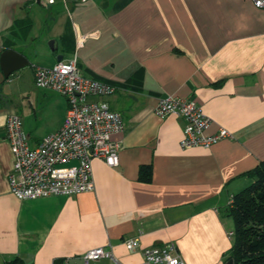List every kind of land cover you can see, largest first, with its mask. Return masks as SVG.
<instances>
[{
    "label": "crops",
    "instance_id": "obj_1",
    "mask_svg": "<svg viewBox=\"0 0 264 264\" xmlns=\"http://www.w3.org/2000/svg\"><path fill=\"white\" fill-rule=\"evenodd\" d=\"M80 36H89L82 47ZM5 49L31 64L8 78L0 65V264H83L98 247L140 264L144 248L170 242L186 264H226L227 209L264 162V8L252 0H0V56ZM59 55L116 87L91 99L122 116L124 131L111 135L120 164L94 157L91 192L19 199L8 180L7 119L21 118L31 145L61 128L67 99L34 82L35 68ZM168 96L194 100L212 119L209 132L230 137L183 148L185 120L155 112ZM128 239L137 240L132 251Z\"/></svg>",
    "mask_w": 264,
    "mask_h": 264
},
{
    "label": "built area",
    "instance_id": "obj_2",
    "mask_svg": "<svg viewBox=\"0 0 264 264\" xmlns=\"http://www.w3.org/2000/svg\"><path fill=\"white\" fill-rule=\"evenodd\" d=\"M57 1L46 0L48 4ZM61 1L67 3L70 0ZM78 1L80 4L88 2ZM252 1L257 8H264V0ZM87 37H78L77 46L82 47ZM34 82L37 87L55 90L67 99L66 118L59 130L31 145L22 130L21 118L16 114L8 117L7 140L14 156L8 174L11 192L19 199H32L93 191L92 159L101 158L112 167L120 164V146L111 141V135L124 131L125 125L121 114L112 110L106 101L91 98L110 95L116 87L83 76L76 57L61 60L52 67H36ZM155 112L160 117L173 113L185 120L184 136L180 142L183 148L209 146L230 137V132L225 129L210 133L212 119L192 99L176 96L162 98ZM125 245L132 251L137 247V240L128 239ZM101 258L121 264L105 247L88 250L83 255V264H97ZM64 264H69V260H64ZM140 264L186 263L178 254L175 243L170 242L144 248Z\"/></svg>",
    "mask_w": 264,
    "mask_h": 264
},
{
    "label": "trees",
    "instance_id": "obj_3",
    "mask_svg": "<svg viewBox=\"0 0 264 264\" xmlns=\"http://www.w3.org/2000/svg\"><path fill=\"white\" fill-rule=\"evenodd\" d=\"M141 171L150 176L149 167ZM250 175L252 184L236 193L227 209L234 221L229 256L234 264H264V162Z\"/></svg>",
    "mask_w": 264,
    "mask_h": 264
},
{
    "label": "water",
    "instance_id": "obj_4",
    "mask_svg": "<svg viewBox=\"0 0 264 264\" xmlns=\"http://www.w3.org/2000/svg\"><path fill=\"white\" fill-rule=\"evenodd\" d=\"M49 46L53 51H56L58 48L56 40H51ZM62 59L63 56L59 55L58 61H61ZM30 64V60L24 54L13 49H5L0 56V65L6 78H8L13 72L29 66ZM226 264H234V260L229 259Z\"/></svg>",
    "mask_w": 264,
    "mask_h": 264
},
{
    "label": "rangeland",
    "instance_id": "obj_5",
    "mask_svg": "<svg viewBox=\"0 0 264 264\" xmlns=\"http://www.w3.org/2000/svg\"><path fill=\"white\" fill-rule=\"evenodd\" d=\"M36 6H37V8H40V4H36ZM35 25H36L37 28H43L44 27V22L39 20V21H36ZM49 42L50 41H48V45H49Z\"/></svg>",
    "mask_w": 264,
    "mask_h": 264
}]
</instances>
